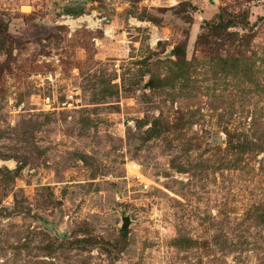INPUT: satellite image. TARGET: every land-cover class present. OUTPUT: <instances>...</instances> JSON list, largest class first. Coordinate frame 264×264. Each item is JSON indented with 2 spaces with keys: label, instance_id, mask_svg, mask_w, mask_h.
<instances>
[{
  "label": "rangeland",
  "instance_id": "1",
  "mask_svg": "<svg viewBox=\"0 0 264 264\" xmlns=\"http://www.w3.org/2000/svg\"><path fill=\"white\" fill-rule=\"evenodd\" d=\"M0 264H264V0H0Z\"/></svg>",
  "mask_w": 264,
  "mask_h": 264
},
{
  "label": "built area",
  "instance_id": "2",
  "mask_svg": "<svg viewBox=\"0 0 264 264\" xmlns=\"http://www.w3.org/2000/svg\"><path fill=\"white\" fill-rule=\"evenodd\" d=\"M130 168L129 171L132 175H134V177H136V179L141 183V187L143 188V190H148V188L150 187V182L146 181L147 177H145V174L142 172V168L141 165L135 162H131L130 163ZM144 178H146L144 180Z\"/></svg>",
  "mask_w": 264,
  "mask_h": 264
},
{
  "label": "water",
  "instance_id": "3",
  "mask_svg": "<svg viewBox=\"0 0 264 264\" xmlns=\"http://www.w3.org/2000/svg\"><path fill=\"white\" fill-rule=\"evenodd\" d=\"M214 140L215 143H225V139L220 134H217ZM131 222H132L131 218L129 216H125L123 228H128L131 225Z\"/></svg>",
  "mask_w": 264,
  "mask_h": 264
},
{
  "label": "bare ground",
  "instance_id": "4",
  "mask_svg": "<svg viewBox=\"0 0 264 264\" xmlns=\"http://www.w3.org/2000/svg\"><path fill=\"white\" fill-rule=\"evenodd\" d=\"M88 19L90 20V18L88 17ZM74 21V20H73Z\"/></svg>",
  "mask_w": 264,
  "mask_h": 264
}]
</instances>
